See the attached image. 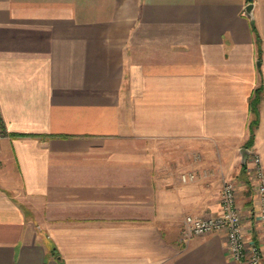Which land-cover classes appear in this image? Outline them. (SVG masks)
Segmentation results:
<instances>
[{"label":"crops","instance_id":"obj_1","mask_svg":"<svg viewBox=\"0 0 264 264\" xmlns=\"http://www.w3.org/2000/svg\"><path fill=\"white\" fill-rule=\"evenodd\" d=\"M261 83L264 0H0V264H238L185 219L262 238Z\"/></svg>","mask_w":264,"mask_h":264},{"label":"built area","instance_id":"obj_2","mask_svg":"<svg viewBox=\"0 0 264 264\" xmlns=\"http://www.w3.org/2000/svg\"><path fill=\"white\" fill-rule=\"evenodd\" d=\"M249 170L254 178V198L251 219L259 227L262 238L257 240L248 234L244 217L238 205V185L225 181L220 198V214L208 216H187L185 236L221 234L232 258L238 264H264V165L256 151L250 152ZM194 175L183 176L182 180H194Z\"/></svg>","mask_w":264,"mask_h":264},{"label":"trees","instance_id":"obj_3","mask_svg":"<svg viewBox=\"0 0 264 264\" xmlns=\"http://www.w3.org/2000/svg\"><path fill=\"white\" fill-rule=\"evenodd\" d=\"M253 32L255 33L257 44L260 43V36L258 34L257 28L252 24ZM264 100V86L263 83L255 90L251 99V111L255 115V119L251 123V143L254 139V128L259 124V105Z\"/></svg>","mask_w":264,"mask_h":264},{"label":"water","instance_id":"obj_4","mask_svg":"<svg viewBox=\"0 0 264 264\" xmlns=\"http://www.w3.org/2000/svg\"><path fill=\"white\" fill-rule=\"evenodd\" d=\"M253 4H251V5H248L247 6V8H246V10H245V12H246V14L250 17V18H253Z\"/></svg>","mask_w":264,"mask_h":264}]
</instances>
